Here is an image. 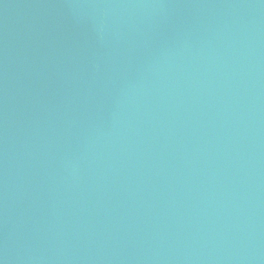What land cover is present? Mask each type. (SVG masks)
Returning a JSON list of instances; mask_svg holds the SVG:
<instances>
[{"label":"water","instance_id":"obj_1","mask_svg":"<svg viewBox=\"0 0 264 264\" xmlns=\"http://www.w3.org/2000/svg\"><path fill=\"white\" fill-rule=\"evenodd\" d=\"M0 264H264V0H0Z\"/></svg>","mask_w":264,"mask_h":264}]
</instances>
